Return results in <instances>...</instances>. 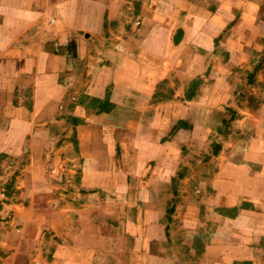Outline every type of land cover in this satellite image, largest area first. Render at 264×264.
<instances>
[{
	"label": "crops",
	"instance_id": "obj_1",
	"mask_svg": "<svg viewBox=\"0 0 264 264\" xmlns=\"http://www.w3.org/2000/svg\"><path fill=\"white\" fill-rule=\"evenodd\" d=\"M110 195L134 244L264 264V0H0V264L105 259Z\"/></svg>",
	"mask_w": 264,
	"mask_h": 264
},
{
	"label": "rangeland",
	"instance_id": "obj_2",
	"mask_svg": "<svg viewBox=\"0 0 264 264\" xmlns=\"http://www.w3.org/2000/svg\"><path fill=\"white\" fill-rule=\"evenodd\" d=\"M210 144H201L202 154H197V160L202 159L200 165L197 167V171L205 173L202 180L197 181L198 207L203 205L199 202V199L203 197L202 194L205 193L208 197L214 193L210 187V183L205 178L209 179L213 177L212 174L217 173V169H212L210 164H204V162H207L208 158L212 155L218 154L217 152L221 149L217 144H211V147H209ZM209 168L212 170L206 174L205 171H209ZM144 182V180L141 181V184H144ZM171 189H174L173 182L170 184ZM117 202L118 199L113 195L105 197L103 208L105 209V216L102 219V222L105 223V228L103 229L105 235L103 239L105 241L97 245L98 249L105 253V259L92 260L89 261V264H195L198 255H195L193 250L196 249L198 244H195V233L192 229L179 228L176 225L177 223L174 226H167L162 231L161 229L158 231V228H155L153 229V240L151 243L134 244L132 241L133 235L130 232L133 233V231L136 232L138 230V236H140L142 230L139 227L127 228L129 223L127 224L126 220H128L129 216L128 214H123L122 209L119 210ZM139 205V209L145 210L147 208L145 201H139ZM151 209L156 211L158 210V206L155 205ZM168 214L170 213L168 212ZM202 215L206 216V212L202 213ZM139 216L142 217H137V223L140 224L145 219V212L140 211ZM215 224L208 216L206 224L202 228H197V236L200 235V232H203V238L206 240L213 231L212 229L215 228Z\"/></svg>",
	"mask_w": 264,
	"mask_h": 264
},
{
	"label": "built area",
	"instance_id": "obj_3",
	"mask_svg": "<svg viewBox=\"0 0 264 264\" xmlns=\"http://www.w3.org/2000/svg\"><path fill=\"white\" fill-rule=\"evenodd\" d=\"M137 26L138 25H140V22L139 21H137L136 23H135ZM59 45V44H58ZM58 45H57V47H58ZM66 56L67 57H69V56H71V53H68V52H66ZM76 100V97H71V101H75ZM15 163H14V161H9V162H7V164H6V166H5V169H4V172H5V175H7V174H12L14 171H15ZM2 193H4V191L2 192Z\"/></svg>",
	"mask_w": 264,
	"mask_h": 264
}]
</instances>
